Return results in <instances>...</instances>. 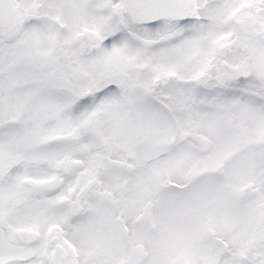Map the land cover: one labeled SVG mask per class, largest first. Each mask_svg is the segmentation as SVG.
Segmentation results:
<instances>
[{"label":"snow or ice","instance_id":"6c2138e0","mask_svg":"<svg viewBox=\"0 0 264 264\" xmlns=\"http://www.w3.org/2000/svg\"><path fill=\"white\" fill-rule=\"evenodd\" d=\"M0 264H264V0H0Z\"/></svg>","mask_w":264,"mask_h":264}]
</instances>
